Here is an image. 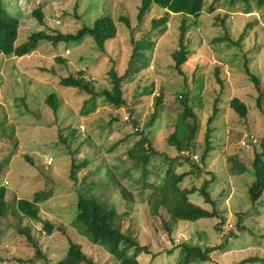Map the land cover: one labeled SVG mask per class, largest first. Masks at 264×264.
I'll list each match as a JSON object with an SVG mask.
<instances>
[{"label": "rangeland", "instance_id": "1", "mask_svg": "<svg viewBox=\"0 0 264 264\" xmlns=\"http://www.w3.org/2000/svg\"><path fill=\"white\" fill-rule=\"evenodd\" d=\"M2 1L18 19L15 46L39 31L75 34L102 16L113 21L115 35L105 52L85 36L56 45L41 41L21 58L0 55V187L5 189L0 264H56L69 242L94 264H118L105 249L92 245L77 223V191L115 211V225L147 248L148 254L137 258L142 264H176L182 243L202 250L220 246L209 253L210 261L199 264H264V192L254 204L247 193L254 156L264 159V6L251 1L245 13L247 7L239 1L206 0L199 17L169 14L154 27L166 11L152 5L138 19L140 0ZM38 8L43 24L33 15ZM182 20L187 59L179 74L173 55L179 50ZM129 67L134 71L121 85L125 104L117 108L100 93L112 88L110 70L122 76ZM78 73L91 82L96 96L60 84ZM52 94L56 113L46 103ZM233 98L245 104V118L230 108ZM181 101L191 117L183 118ZM192 123L197 130L188 141L186 124ZM172 134L179 139L176 148L168 145ZM207 134L211 150L202 162ZM245 135L254 141H246ZM142 137L157 153L149 159L151 169L162 165V155L175 159L176 175L189 172L190 163L203 166L200 175H189L180 185L194 190L190 202L210 210L212 205L198 193L206 183L219 218L178 221L170 234L162 227L168 216L160 209L154 217L139 196L138 173L148 154L135 152ZM117 182L132 196L127 204L121 203ZM146 182L160 185L152 174ZM34 198L40 222L16 211L17 200ZM44 223L53 227L50 235Z\"/></svg>", "mask_w": 264, "mask_h": 264}, {"label": "trees", "instance_id": "2", "mask_svg": "<svg viewBox=\"0 0 264 264\" xmlns=\"http://www.w3.org/2000/svg\"><path fill=\"white\" fill-rule=\"evenodd\" d=\"M206 0H140V6L138 8V19H141L145 13L148 12L152 5L157 6L166 11V16L161 20H155L153 26L157 27L164 23L169 14H180L183 18L199 17L204 8V2ZM221 0H212V3H218ZM231 3L241 2L247 11L251 9V1L257 7L264 6V0H228ZM209 12L213 11V6L208 8ZM33 15L38 19L39 23L43 24L41 11L35 9ZM180 38H179V50L174 53L173 58L175 60L174 69L182 74L181 66L186 62V48L183 43V39L187 30L185 21H181L180 25ZM115 35V26L113 21L106 16H102L96 19L92 27L83 26L75 34H46L43 31L35 32L31 34L25 42L15 46V42L18 36V19L11 16L4 8L3 1L0 0V55L14 56L17 58L24 57L33 52L41 41H46L53 45L59 42L80 41L85 36H91L95 46L101 52H105V44L112 39ZM59 62L64 61L58 59ZM132 67L126 70V73L122 76H118L114 70H110L109 76L112 82V88L110 90H104L100 93L106 101L114 107H121L125 104L123 99L121 85L126 76L133 72ZM252 81L257 84V80L251 77ZM60 84L64 87H70L77 89L80 93L96 96L92 84L86 80L82 73L75 75H68L66 78L61 79ZM183 97V96H182ZM180 96V98H182ZM47 105L53 110L54 113L58 110V103L55 96L49 95L46 98ZM158 104V103H156ZM184 106L183 118L191 117L190 112L186 106L185 101H181ZM230 108L240 117L245 118L247 115V108L239 99L233 98L229 103ZM156 118V114H153L151 121ZM212 117L209 118V122L212 121ZM193 120V118H192ZM195 122V120H193ZM189 128L188 141H192L197 130V126L192 123L186 124ZM209 135L206 136V151L202 156V162L210 151L211 147L209 142ZM147 139L142 137L135 145L136 153H148L143 159L144 163L141 166L139 175V182L141 187L139 188V196L141 199H145L146 204L149 206L150 212L154 217H159V211L162 209L168 216V221L161 220L162 227L170 234L171 227L178 221L197 222L201 219L219 218L221 215L218 210L214 208V202L210 200L206 183L200 188L199 194L203 197L206 203L212 205V208L204 209L196 206L189 201V195L194 192L193 189H183L180 183L184 178L189 175H200L202 167L192 165L190 163V171L184 172L180 175H176L172 172L175 159H170L166 155H162V165L153 169L147 167L149 159L154 157L157 153L152 148H147ZM168 145L176 148L179 145V139L176 134H172L168 137ZM179 150H183L179 147ZM262 154H256L254 156L251 165V174L253 181L248 187V198L251 203H256L264 192V159ZM188 162V161H187ZM167 168L164 170V167ZM150 168V169H149ZM164 170L163 175L160 173ZM128 171L125 172V174ZM152 174L155 178L159 179L160 185L153 186L152 183H147L146 179L148 175ZM74 178V173L71 174ZM75 179V178H74ZM118 191L120 190L121 203H128L132 200L131 194L121 187L117 182ZM136 184H139L136 182ZM78 192L76 203V221L84 229L88 241L92 245L102 247L118 264H142L138 261V255L140 253H147L148 250L145 246H140L133 238L124 234L120 226L115 224L116 213L114 210H110L102 205L93 195H88ZM38 199L34 198L33 201L26 199H19L16 202V211L20 217H26L33 221L40 222L41 219L38 213ZM5 215V189L0 187V217ZM43 229L46 234L52 233L53 227L49 223L43 224ZM27 241L31 242L36 249L37 257H40L39 248L36 246V242H32L30 235L26 234ZM220 248V246H219ZM219 248H205L201 249L197 246H192L187 243H182L179 246L178 259L176 264H199L210 261L209 253ZM130 251L132 253L130 254ZM56 264H94L92 260L88 259L86 254L81 251V248L72 242H69L68 250L64 258L58 261Z\"/></svg>", "mask_w": 264, "mask_h": 264}, {"label": "built area", "instance_id": "3", "mask_svg": "<svg viewBox=\"0 0 264 264\" xmlns=\"http://www.w3.org/2000/svg\"><path fill=\"white\" fill-rule=\"evenodd\" d=\"M245 139H246V141L249 139V140H251L252 139V136H250V137H248L247 135H245ZM253 140V139H252ZM254 141V140H253ZM252 141V142H253ZM241 146L242 147H245V148H248L249 147V145L248 144H246L245 142H242V144H241ZM51 159H49L48 160V162H47V164H51Z\"/></svg>", "mask_w": 264, "mask_h": 264}, {"label": "crops", "instance_id": "4", "mask_svg": "<svg viewBox=\"0 0 264 264\" xmlns=\"http://www.w3.org/2000/svg\"><path fill=\"white\" fill-rule=\"evenodd\" d=\"M194 223V222H193ZM177 260V259H176ZM177 262V261H176Z\"/></svg>", "mask_w": 264, "mask_h": 264}]
</instances>
